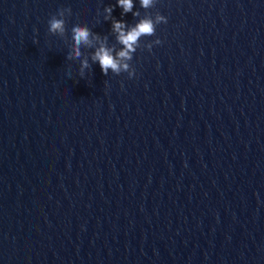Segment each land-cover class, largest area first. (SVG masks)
Instances as JSON below:
<instances>
[{
    "label": "water",
    "instance_id": "water-1",
    "mask_svg": "<svg viewBox=\"0 0 264 264\" xmlns=\"http://www.w3.org/2000/svg\"><path fill=\"white\" fill-rule=\"evenodd\" d=\"M133 3L0 0V264H264V0ZM107 6L167 19L131 79Z\"/></svg>",
    "mask_w": 264,
    "mask_h": 264
},
{
    "label": "clouds",
    "instance_id": "clouds-1",
    "mask_svg": "<svg viewBox=\"0 0 264 264\" xmlns=\"http://www.w3.org/2000/svg\"><path fill=\"white\" fill-rule=\"evenodd\" d=\"M157 0H139L140 8L148 10L153 8ZM122 9L121 15L124 16L131 13L133 17H139V11H133L135 5L133 0H117V5ZM114 7H105V12L108 14L105 16V21L111 19L112 21V31L117 34L116 39L119 44L123 46V50L119 51L117 55H113V49L107 48L105 46L99 47L93 54V63H98L102 73L107 76L109 70L115 75H120L121 73H127L129 79L133 78L135 75V69L131 66L133 59V54L137 51L139 47V40L141 37H152L156 33V27L162 23L166 24L167 19L163 15L157 13L155 20H153L151 15L145 16L139 19L135 25L129 26L126 22L118 21L112 17V12ZM70 8H62L58 10L55 15H52L48 20V31L51 34H64L66 32V19L65 16H71ZM127 29V30H126ZM71 34L74 43L73 54L66 53L65 59L79 58L81 56L80 45L84 44L91 46L89 40L90 35H94L93 32L85 25H73L71 27ZM98 35V34H95ZM154 44L159 45L161 41L156 39L153 41ZM153 44H147L146 48L151 51ZM123 62V63H122ZM90 65L88 62H81V70L79 75L81 78L84 77V69H89Z\"/></svg>",
    "mask_w": 264,
    "mask_h": 264
}]
</instances>
